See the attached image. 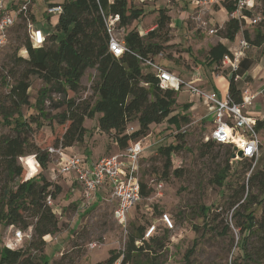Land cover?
Here are the masks:
<instances>
[{
	"label": "rangeland",
	"instance_id": "rangeland-1",
	"mask_svg": "<svg viewBox=\"0 0 264 264\" xmlns=\"http://www.w3.org/2000/svg\"><path fill=\"white\" fill-rule=\"evenodd\" d=\"M19 1H10L9 5L16 8ZM56 2L58 0H32L29 11L34 14L37 26L47 31L53 28V23L48 25L45 11L49 4ZM196 3L198 5L192 10V17L187 21H184L188 17L186 14L181 17L173 15L174 32L169 26L171 39L168 43H173L174 46L152 59L163 67L171 68L184 81L192 78V75L201 76L207 85L212 84L213 76L222 75L228 81L231 75L228 63L220 62V65L214 66L207 64V45L204 43V39L210 37L212 41L218 42L222 38L219 36V26L207 14L205 3ZM252 3L253 6L250 9L242 11L245 18H241V15L235 13L239 19H242V24L240 31L230 44L229 50L233 55L231 59H236L238 62L239 69L236 73L239 78L235 82L241 92L244 89H248L251 93L259 92L254 105L246 106L244 112L249 116L259 118L264 114V44L259 46L249 44L243 36V31L246 30L250 38L254 37L257 29L263 32L264 11L262 0H252ZM245 11H248L249 14H246ZM149 13L147 12L146 15ZM253 19H256V22H251ZM18 23L21 21L17 20L8 31L7 42L0 51V110L10 106L7 93L9 84L13 83V78L8 76V81L2 83L1 74H4L11 66L10 55L14 47L16 45L20 47L17 56L27 57L23 46L15 38ZM135 23L134 21L130 27H133ZM138 27L141 30L140 26ZM210 29H214V31L211 33ZM113 30L118 37L123 38L127 28L125 30L119 28L115 22ZM20 36V40L24 41V29L20 30ZM173 37L177 42H172ZM240 39H245L248 42L247 48L239 47ZM243 58L245 59L244 63H248V72L244 75L242 66L239 64ZM142 67L143 72L153 71L150 65H142ZM94 76V70L87 69L81 79V88L76 93L68 91L66 98L74 97L79 100L90 97L94 99L90 89ZM29 82L28 104L21 107V112L24 120L31 127L27 134L29 142L44 149L50 146L55 137L60 135L64 129V125H60L55 118L56 113L65 108L61 103L63 96L55 91L49 92L43 105L46 116L42 117L34 104L38 91L44 87V84L40 78L34 75L29 77ZM224 90H226L225 82L221 92L223 93ZM217 92L221 94L219 91ZM186 103L198 106L193 109L190 106L185 110L183 105ZM176 113H186L188 120L179 121L177 124L169 122L167 124V121L164 120L162 126L161 124L160 126L151 124L144 137L139 138L144 140V145L151 144L150 148L146 146L147 149L142 152L143 156L139 160V177L141 181H146L148 184L150 179L161 181L162 188L155 190L148 186L150 188L148 196L143 197L129 211L126 228L120 227L115 222L112 216L113 205L109 201L104 200L96 203L94 207L89 208L90 210L77 208L73 202V204L68 203L67 200L73 197L76 199L78 193L75 191V187L68 189L65 187L64 180L67 178L57 171L55 156L49 158L44 169H41L36 163L34 154H25L17 158V164L26 169L32 158L35 165L34 175H43L48 181L57 184L60 181L63 185L59 184L61 192L55 199H52L53 205L50 204L58 217L59 229L55 234L44 237L46 244L42 252L47 256L48 264H93L103 261L108 257L110 249L124 248L127 236L132 229L137 226L144 228L150 224L155 225L152 235L165 236V244L160 251L162 254H158L160 264H234V262L246 264L243 259V240L247 242L248 249H256L258 234L250 235L248 238L244 237L246 234L240 233L235 222L237 219H241L237 214L243 215L246 208H248V212L252 211L257 222L264 220V191L260 189L261 181L264 180V127L259 131L258 158L249 173V161L237 159L231 146L204 144L208 141L205 137L213 116H206V109L202 106L201 101L194 99V96L185 87L176 92V102L170 115ZM97 116L98 114L87 118L86 125L96 122ZM32 117H34V121H31ZM136 128V121H132L127 124L126 132H132ZM183 128L184 132L182 133ZM93 132L94 127L92 126L89 133L93 134ZM178 133L182 134L181 147L170 155V165L165 174V157L157 149L159 146L178 143L176 137ZM14 134L15 132L10 126L2 123L0 113V139L3 136H13ZM109 138H111L109 135L105 136V140L108 141L105 143L106 147H103L104 155L109 154L107 151L111 142ZM86 141L88 142L84 145L83 143L78 144L81 154L87 155L90 152L88 154L94 158L102 152L101 146H98L97 149H88L89 136ZM95 144L99 143L94 141L91 143V145ZM86 145L87 147H85ZM83 155L81 156L84 157ZM226 165L229 167L227 176L223 184L218 185L215 182V175ZM175 169L179 170L178 175L173 172ZM258 171H261L262 174L253 176ZM247 173L249 174L247 175ZM0 177L2 181L6 180V174L2 168ZM20 177L24 179V170ZM17 181L18 178H13L9 184L14 187ZM50 189H53V185ZM201 206L207 208L205 212L201 211ZM236 211L237 213H235ZM163 213H167L172 219V228H164L160 220ZM28 221H32V219L29 217ZM226 224L228 228L224 229ZM15 229H19V227L0 225V241L4 245H12ZM20 230L22 229L20 228ZM22 231L25 236L17 244V247L26 248L32 239V227ZM136 244H140V241H137ZM191 247L193 250L187 261L184 254ZM114 264H119V261Z\"/></svg>",
	"mask_w": 264,
	"mask_h": 264
},
{
	"label": "trees",
	"instance_id": "trees-1",
	"mask_svg": "<svg viewBox=\"0 0 264 264\" xmlns=\"http://www.w3.org/2000/svg\"><path fill=\"white\" fill-rule=\"evenodd\" d=\"M58 1L62 10L40 47H32L27 34L28 22L36 21L34 14L28 11L25 16L18 19L21 23L17 24L15 38L23 46L27 57L17 56L20 47L16 45L10 55L11 66L1 74L2 83L8 81V76L13 78L7 93L10 106L2 108L0 113L2 123L10 126L15 134L0 139V169L2 168L6 174V180L2 181L0 177V225L15 226L22 230L31 226L32 239L26 248L9 247L0 241V264H48V258L42 252L46 244L44 237L55 234L59 229L58 217L52 205L47 203V198L55 199L61 192L60 185L48 181L43 175H34L35 165L32 158L26 169L17 164L18 157L34 154L36 163L44 169L51 158L47 148L51 146L65 148L81 141L86 131L83 126L84 119L92 118L96 114L98 129L108 134L119 149L144 136L150 124H157L163 120L177 124L179 121L188 120L186 113L170 115L176 102V91L159 87L158 79L152 71H142L144 59L152 58L174 46L173 43H168L171 39L170 17L164 9L158 10L155 28L141 35L136 28L130 26L134 21L141 19L144 11L141 7L132 5V0ZM222 5L228 13L235 10L232 0H223ZM262 8L264 11V0ZM245 13L249 14L248 11ZM115 15L118 16L117 27L127 28L123 35L125 49L119 56L113 55L107 46L109 35L106 23ZM241 22L242 19L236 17L228 18L223 28L219 30V36L232 42L241 29ZM21 29L25 30L24 41L20 40ZM243 36L251 45L264 44V30L260 32L257 29L253 38L244 30ZM225 55L233 57L229 48L218 41L207 51V64L220 65ZM89 68L95 70L90 87L94 99L66 98L68 91L76 93L81 88V79ZM243 70H246V66ZM31 75L40 78L44 84L38 91L34 104L42 117L46 116L43 105L51 91L63 96L61 103L65 106L63 111L55 115L57 122L64 125V129L55 137L53 143L44 149L29 142L27 134L31 127L21 112V107L28 104L27 89ZM227 92L233 101L239 103L242 100L241 90L233 74L228 79ZM190 106V103H186L183 108L187 110ZM33 118L31 121H34ZM132 121H136L137 128L127 133L126 126ZM263 127L264 120L257 118L255 128L258 136ZM176 137L178 143L159 146L157 149L165 157V174L170 165V155L181 147L182 134L178 133ZM204 144L223 145L210 139ZM242 159L249 161L251 168L252 159L239 160ZM22 168L24 179L20 177ZM228 170L229 167L226 165L215 175V182L218 185L223 184ZM173 172L178 175L179 170L175 169ZM258 174L262 172L258 171L253 176ZM13 178H18L14 187L9 184ZM52 185L53 189H50ZM260 189L264 191V180L261 181ZM149 192L147 182L140 181L142 197H147ZM94 205L84 209L90 210L89 208ZM200 209L205 212L207 208L201 206ZM237 215L241 219H237L235 226L241 234H246L244 237L258 234L256 249H248L247 242L243 240L245 263L264 264V220L257 222L252 211L248 212V208L243 215L239 213ZM29 217L32 221H28ZM145 228L137 226L132 229L123 249H110L105 260L93 264H114L117 261L119 264H160L158 254H162L160 251L164 247L165 236L151 235L143 239ZM223 228H228V225ZM137 241H140V244H136ZM192 250L193 247L188 248L184 254L187 261Z\"/></svg>",
	"mask_w": 264,
	"mask_h": 264
},
{
	"label": "built area",
	"instance_id": "built-area-1",
	"mask_svg": "<svg viewBox=\"0 0 264 264\" xmlns=\"http://www.w3.org/2000/svg\"><path fill=\"white\" fill-rule=\"evenodd\" d=\"M13 0H0V51L7 42V35L9 29L21 17L25 16L29 11L32 0H20L16 8H12L9 4ZM145 1V0H141ZM235 5L234 14L238 13L241 18L242 11L250 9L253 5H249V0H232ZM62 10L60 1L49 4L46 7L45 14L47 16L58 15ZM236 18L237 15H236ZM118 20L115 15L108 19L106 23L107 33L109 35L108 50L115 56L121 55L125 49L123 38L118 37L114 32V24ZM256 22V19L251 20ZM210 29L209 32H213ZM47 30L37 26L35 23L28 22L27 34L32 44V47H40L44 44ZM239 47L245 49L248 47V42L245 39L239 40ZM160 55V54H158ZM222 64H229L231 74L234 80L239 78L236 73L238 69V62L236 59H231L225 55ZM144 65L152 66V72L158 79L159 87L165 89L169 88L174 91H180L185 87L188 92L206 107V116L212 115L208 134L206 140L210 139L216 143L228 144L232 147L237 158L252 159V166L249 170L251 172L255 165L260 148V141L258 132L255 128L257 118L251 117L244 112L246 106H251L257 94L251 93L248 89L241 92L242 100L237 103L233 101L228 92L223 98H220L216 91L205 90L200 88L190 81H184L178 75L173 73L170 69L161 66L152 58L143 60ZM264 120V114L259 117ZM184 128L182 129V133ZM144 146L142 140L131 142L126 147L119 149L114 154H107L99 157L93 163L85 166L84 160L75 155H66L64 148L61 146L48 147L47 152L50 156H55L58 172L61 174H73L76 182L81 187V208L84 209L89 206L95 192L105 186L108 190L106 200L112 203V216L115 222L122 228H126L128 223V213L135 207L143 198L140 193V177H139V160L142 157ZM238 151L241 155L238 156ZM247 173V175L249 174ZM148 184V183H147ZM148 186L155 190L162 188L161 181L149 180ZM47 203L52 204V199L47 198ZM160 220L165 229H170L173 226V221L167 213L160 216ZM155 231V225L150 224L146 226L143 239L150 237ZM12 236V245L9 247H17L25 234L20 229H15Z\"/></svg>",
	"mask_w": 264,
	"mask_h": 264
},
{
	"label": "crops",
	"instance_id": "crops-1",
	"mask_svg": "<svg viewBox=\"0 0 264 264\" xmlns=\"http://www.w3.org/2000/svg\"><path fill=\"white\" fill-rule=\"evenodd\" d=\"M209 1L208 0H204V1H202V0H145V1L132 0V4L134 6L141 7L143 9V11H144V14L141 17V20L135 21L136 23H135V25L133 27H135L139 31V33L141 35L146 34L149 30L155 28L156 22H153V21L154 20L156 21L157 14H158V10L162 8V9H164L166 11L167 15L170 17V27H171L172 31L174 32V27L172 25L173 24V21H174L173 15H179L181 17V16H183V15L186 14V15H188V17H186V19H184V21H187L189 18L192 17V10L198 5V3H196V2H199V4L205 3V6L204 7H205V9L208 10V13L207 14L209 15L210 18H213L214 23L217 24L220 29L223 28V25H224L225 21L228 18L233 17V16L236 17V14H234V12H232V13H228L227 12V10L222 5V1L223 0H209ZM250 4L253 5L252 0H249V5ZM199 9H197V10H199ZM207 10H205V11H207ZM147 12H150V13L148 15H146ZM45 16L47 17L46 19L48 20V25H52V23L54 25L56 24V22H57V15H55V16H47V15H45ZM138 26H140V29L141 30L138 29L139 28ZM181 27H182V24H181ZM172 42H174V43L177 42L176 41V38L173 37V41ZM220 42L223 43V44H225L228 48H231L230 47V44L232 43L231 41H228V40L222 38L220 40ZM204 43L207 45V51H208L209 47L211 45L217 43V41H212V38L207 37L206 39H204ZM158 56H160V55H158ZM206 57H207V54H206ZM244 60L245 59L243 58L239 62V64H241V66H242L241 68H242L243 75L248 72L247 71L248 70V63L245 64L244 63ZM210 66H212V65H210ZM244 66H246V70H243V67ZM166 68H168V67H166ZM168 69L171 70V68H168ZM171 71L173 73H175L173 70H171ZM94 72H95V70H94ZM176 75H178V74H176ZM187 81H190V82H192V84H194V85H196V86H198L200 88H203L205 90H214L216 92L219 91L221 94H219L218 92H217V94L219 95L220 98H223L225 96V94L227 92V88H228V81H226V79L223 78L222 75H219V76H216V77L213 76V78H212V84H209V85H207L205 83V81L201 78V76H198V75H196V76H193L192 75V78L187 79ZM224 82L226 83V90H224L223 93H222L221 91H222V87H223ZM254 93L257 94V95L255 96L252 105H254V102H255L257 96H259L258 95L259 92H255L254 91ZM194 99H196V98L194 97ZM197 106L198 105H195L194 104L193 106H191V109H193V108H195ZM202 106L204 107L203 104H202ZM205 108L206 107H204V109ZM86 119L87 118H85L84 121H83V126L86 129L85 135H84L83 139L81 141H79V142L74 143L72 146L65 147L64 148V153L66 155L75 154V155L81 157L84 160L85 166H88L91 163H93L95 160H97L99 157H101V156L104 155V148L103 147H106V144L105 143L108 141V140H105V136H108V134H105V133L101 132L98 129L96 122H94V123L91 122L87 126L86 123H85L86 122ZM163 121L160 122V123H157V124H159L158 126H160V124L162 126V124H164ZM167 124H168V122H167ZM92 126L94 127L93 134L89 133L90 130H91V128H92ZM150 126H151V124H150ZM163 128H165V127H163ZM160 130H162V129H160ZM88 136H89V142H90V144L88 145V147H89L88 149H90V150L91 149H97L98 146H101L102 147V152L103 153L101 152L99 155L95 156L94 158H92L91 154L90 155L88 154L90 152H88L87 155H83L79 151L80 146H78V144L79 143H83V145H84L85 143H87L88 141H86V140L88 139ZM142 137H144V136H142ZM98 139H99V141H97ZM109 139H110L111 142L108 145V147L109 146L110 147H109V149L107 151H109L108 152L109 154H114V153H116V152L119 151V148L116 146V144L113 142V140L111 138H109ZM93 141L95 143L98 142L99 144L91 145V143ZM143 141L144 140H142V144H143ZM143 146L145 148L144 150H146L147 148H150L151 147V144H149V145L148 144L147 145H144L143 144ZM146 146H147V148H146ZM85 147H87V145ZM81 155H83L84 157H82ZM55 165H57L56 162H55ZM62 175L66 176V178H67V180H64L65 181V183H64L65 187L67 189L68 188L75 187V189H76L75 191L78 193V196L76 197V199L74 197H73L74 199L73 198L72 199H68L67 200L68 203L69 204H73L74 203L75 205H77V208L78 207L81 208V199H80L81 198V187L76 182V178L74 177L73 174H62ZM58 182H59V184L62 185V183L60 181H58ZM107 195H108L107 188L105 186L100 187L95 192V194H94V196L92 198V201L89 204V206L90 205H93V204H96V203H99L101 201L106 200ZM78 211H80V210L78 209ZM8 246H10V245H8Z\"/></svg>",
	"mask_w": 264,
	"mask_h": 264
},
{
	"label": "water",
	"instance_id": "water-1",
	"mask_svg": "<svg viewBox=\"0 0 264 264\" xmlns=\"http://www.w3.org/2000/svg\"><path fill=\"white\" fill-rule=\"evenodd\" d=\"M237 155L240 156L241 155V151H238Z\"/></svg>",
	"mask_w": 264,
	"mask_h": 264
}]
</instances>
